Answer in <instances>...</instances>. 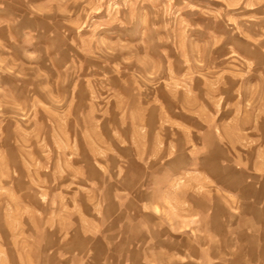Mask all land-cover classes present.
Returning <instances> with one entry per match:
<instances>
[{"label":"rangeland","instance_id":"rangeland-1","mask_svg":"<svg viewBox=\"0 0 264 264\" xmlns=\"http://www.w3.org/2000/svg\"><path fill=\"white\" fill-rule=\"evenodd\" d=\"M0 264H264V0H0Z\"/></svg>","mask_w":264,"mask_h":264}]
</instances>
